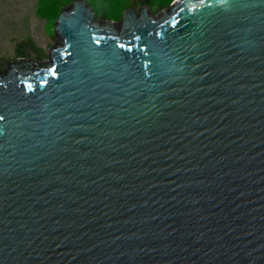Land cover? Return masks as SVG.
Wrapping results in <instances>:
<instances>
[{
  "label": "water",
  "instance_id": "95a60500",
  "mask_svg": "<svg viewBox=\"0 0 264 264\" xmlns=\"http://www.w3.org/2000/svg\"><path fill=\"white\" fill-rule=\"evenodd\" d=\"M54 35L0 70V264H264V0Z\"/></svg>",
  "mask_w": 264,
  "mask_h": 264
},
{
  "label": "trees",
  "instance_id": "16d2710c",
  "mask_svg": "<svg viewBox=\"0 0 264 264\" xmlns=\"http://www.w3.org/2000/svg\"><path fill=\"white\" fill-rule=\"evenodd\" d=\"M8 1V0H0V2ZM16 0H13L12 3H15ZM76 0H35L32 4L33 13L40 19L45 20L47 25L50 27L51 32L54 35V27L56 25V20L61 14L64 7L71 5ZM90 5L93 6L95 11L97 12V16L101 20L110 19L111 13L115 12L118 15V18H122V14L124 11L128 10L133 6L134 0H86ZM154 3L159 4L160 10L168 9L171 7L174 0H153ZM157 8L155 11L158 10ZM3 9H0V12ZM19 18L12 17L11 21L5 17L2 13H0V27H4L8 29V31L12 32L13 35H17L16 26L18 24ZM11 22V24H10ZM15 25V26H14ZM13 26V27H12ZM16 32V33H15ZM54 40V39H51ZM17 41L15 45L16 56L17 58L26 57L28 55V51L34 52L40 59L45 57V51L42 46L38 44L35 40L34 36L30 33H20L17 37ZM56 41V40H55ZM0 60H2L5 65L9 61L7 57L3 56L0 53Z\"/></svg>",
  "mask_w": 264,
  "mask_h": 264
},
{
  "label": "rangeland",
  "instance_id": "374dc122",
  "mask_svg": "<svg viewBox=\"0 0 264 264\" xmlns=\"http://www.w3.org/2000/svg\"><path fill=\"white\" fill-rule=\"evenodd\" d=\"M13 0L0 2V13L7 17L10 21L12 17L19 18L17 35H13L12 32L4 27H0V53L8 58V62L5 65L0 60V70H6L10 62L18 60L16 56L15 43L17 37L20 33H30L34 36L35 40L40 46L44 48L45 57L40 59L34 52L28 51L27 58L36 59L41 63H46L50 59L51 48L56 44L55 37L53 38V33L51 32L50 27L47 25L45 20L38 18L33 13L32 4L35 0H16L15 3H12ZM154 8H159V4L155 3ZM155 10V9H154ZM163 10L158 9L155 11V14L162 12ZM110 19L113 21H120L117 13H111ZM11 24V22H10ZM15 26V25H14ZM13 27V26H12ZM54 30V29H53ZM54 39V40H51Z\"/></svg>",
  "mask_w": 264,
  "mask_h": 264
},
{
  "label": "flooded vegetation",
  "instance_id": "af4514ba",
  "mask_svg": "<svg viewBox=\"0 0 264 264\" xmlns=\"http://www.w3.org/2000/svg\"><path fill=\"white\" fill-rule=\"evenodd\" d=\"M154 4L155 3L153 0H134L133 6L129 9H135L137 12H140L143 7L148 6L152 10V12L155 13L154 9L156 8H154Z\"/></svg>",
  "mask_w": 264,
  "mask_h": 264
}]
</instances>
